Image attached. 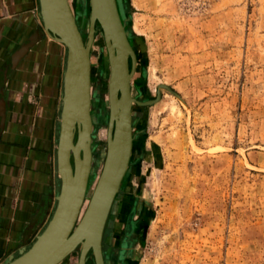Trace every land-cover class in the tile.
<instances>
[{"label":"rangeland","instance_id":"1","mask_svg":"<svg viewBox=\"0 0 264 264\" xmlns=\"http://www.w3.org/2000/svg\"><path fill=\"white\" fill-rule=\"evenodd\" d=\"M68 1L85 42L90 0ZM116 3L135 53V97L132 152L106 245L133 222L110 264H264V0ZM92 72L97 177L109 75L97 22ZM78 254L59 264H75Z\"/></svg>","mask_w":264,"mask_h":264},{"label":"crops","instance_id":"2","mask_svg":"<svg viewBox=\"0 0 264 264\" xmlns=\"http://www.w3.org/2000/svg\"><path fill=\"white\" fill-rule=\"evenodd\" d=\"M65 61L39 0H0V264L30 246L56 206Z\"/></svg>","mask_w":264,"mask_h":264},{"label":"water","instance_id":"3","mask_svg":"<svg viewBox=\"0 0 264 264\" xmlns=\"http://www.w3.org/2000/svg\"><path fill=\"white\" fill-rule=\"evenodd\" d=\"M39 3L46 31L67 47L57 144L61 188L59 196L56 197V207L45 227L28 248L20 249L16 257L11 255L5 264H55L82 240L84 243L78 264H85V256L91 243L96 264H103L100 247L103 226L127 166L131 148L128 83L125 81L120 89V97L126 103L125 110L122 114L119 113L118 120L114 123L111 111L104 164L90 200L77 222L91 161L89 45L82 42L67 0H39ZM117 9L118 6H115L113 0H91L87 40V43L91 41L97 22L105 34L111 64L109 95L112 109L117 98L116 69L121 68L122 73H127L130 56L131 72L133 71V52ZM114 43L116 51L113 48Z\"/></svg>","mask_w":264,"mask_h":264},{"label":"bare ground","instance_id":"4","mask_svg":"<svg viewBox=\"0 0 264 264\" xmlns=\"http://www.w3.org/2000/svg\"><path fill=\"white\" fill-rule=\"evenodd\" d=\"M114 1V3H115V6H117V3H116V0H113ZM90 2V9H89V12H90V15H91V0L89 1ZM67 3H68V5H69V8H70V11H71V13H72V15H73V12H72V10H71V7H70V4H69V1L67 0ZM117 11H118V9H117ZM119 14V13H118ZM97 15V14H96ZM73 17H74V15H73ZM119 18H120V15H119ZM74 20H75V23H76V25H77V22H76V19H75V17H74ZM121 20V19H120ZM89 25H90V18H89ZM89 25H88V34H89ZM77 27H78V25H77ZM78 30H79V27H78ZM95 31H96V23H95V25H94V29H93V37L91 38V41L89 42V43H87V40H88V34H87V40L84 42L83 41V38H82V34H81V32H80V30H79V33H80V36H81V39H82V42H83V44L85 45V44H88L89 45V62H90V48H91V45H92V41H93V38H94V34H95ZM101 34H102V39H103V42H104V46H105V56H106V63H107V65H108V68H109V75H108V82H107V100H108V117H107V128H106V150H105V154H104V157H103V159H102V164H101V168H100V173H101V170H102V167H103V164H104V160H105V156H106V151H107V129H108V123H109V117H110V114H111V111H113V123L115 122V121H117L118 120V115H119V113L120 114H122L123 113V111L125 110V101H124V99L123 98H121L120 97V89L122 88V86H123V84H124V82L125 81H127V83H128V93H129V101H130V127H131V148H130V153H129V158H128V162H127V166H126V168H125V171H124V173H123V176H122V178H121V180H120V182H119V186H118V188H117V190H116V192H115V195H117V191H118V189L120 188V186H121V184H122V182H123V179H124V177H125V174H126V171H127V167H128V163H129V160H130V157H131V152H132V145H133V135H132V103H133V101H134V99H133V97H132V95H131V91H130V81H131V77H132V75L134 74V71H135V67H136V59H135V53H134V51H133V47L131 46V44H130V42H129V38H127V41H128V43H129V45H130V47H131V49H132V52H133V71L131 72V69H132V66H131V68H129V65H128V72L127 73H125V71H123V73H122V70H121V68L119 69V68H117L118 66H117V63L115 62V66H116V72H117V79H116V83H115V87H116V89H117V98H116V100H115V103H114V109H112L111 108V104H110V95H109V85H110V82H111V64H110V61H109V54H108V47H107V42H106V38H105V34H104V32H103V30L101 29ZM127 37V36H126ZM61 44H63V42L61 43ZM64 45V44H63ZM65 46V45H64ZM116 43H114V51H116ZM25 48H26V45L22 48V50L21 51H24L25 50ZM65 49H66V52H67V47L65 46ZM121 70V71H120ZM91 75H90V66H89V114H90V103H91V95H90V93H91V91H90V86H91ZM90 118H91V130H90V150H91V161H90V169H89V173H88V176H87V182H86V187H85V192H84V195H83V200H82V203H81V208H80V211H79V214H78V216H77V222L79 221V219H80V217H81V215H82V213L84 212V210H85V208H86V206H87V204H88V202H89V200H90V197H91V195H92V193H93V191H94V189H95V186H96V183H97V181H98V178H99V176H100V173H99V175H97V177H92V175H91V163H92V148H91V140H92V117H91V114H90ZM60 120H61V118H60ZM79 125V129L81 128V123H80V121H79V123H78ZM59 129H60V125H59ZM58 137H59V134H58ZM57 144H58V141H57ZM80 149H81V147H79ZM56 164H57V148H56ZM93 166V165H92ZM57 172H58V175H59V178H60V187H59V191H58V194H57V196H59V192H60V188H61V175H60V171H59V168H58V165H57ZM115 195H114V197H115ZM114 197H113V199H112V202H113V200H114ZM112 202H111V205H112ZM56 204H57V199H56ZM110 205V207H109V210H110V208L112 207ZM56 207V206H55ZM55 209V208H54ZM109 210H108V213H109ZM108 213H107V216H108ZM107 216H106V219H107ZM106 219H105V222H106ZM105 222H104V225H105ZM103 228H104V226H103ZM103 233V232H102ZM101 239H102V237H101ZM83 243H84V240H82V241H80L79 243H77V245L72 249V251L73 250H75L76 248H78L79 247V253H80V251H81V248H82V246H83ZM92 244L93 243H91V245H90V248L87 250V253H86V256H85V262H86V259H87V257H88V254H89V251H92V253H93V250L91 249L92 248ZM101 247V246H100ZM71 251V252H72ZM71 252H69L67 255H65L61 260H59L57 263H55V264H59L62 260H64ZM93 256H94V254H93ZM102 256V255H101ZM79 257V256H78ZM94 262H95V257H94ZM103 260V259H102ZM78 264V263H77ZM95 264H96V262H95Z\"/></svg>","mask_w":264,"mask_h":264},{"label":"flooded vegetation","instance_id":"5","mask_svg":"<svg viewBox=\"0 0 264 264\" xmlns=\"http://www.w3.org/2000/svg\"><path fill=\"white\" fill-rule=\"evenodd\" d=\"M128 65H129V68H131V66H132V60H131V57L130 56L128 57ZM99 80H100L99 84L102 85V82L104 81V77H100ZM93 83H95V80H94V76H93V72H92V75H91V109H90V114H91V117L93 119V124H92L93 125L92 126L93 127V129H92V133H93L92 136L93 137L92 138H94L95 127H96V123H95L96 120H95L94 111H93L92 106H93L94 102L97 101V98L94 95L95 85H93ZM130 91L132 93L131 95L134 98L135 95L132 92V85H131V90ZM101 93H102V91H101ZM98 102H100V111H101L100 112L101 113L100 115H103V117L105 116V118H106V114L102 110V108H103V100H102V98L99 99ZM133 105H134V102H133ZM71 161H72V157H71ZM118 193H120V190L117 191V194ZM115 202H116V195H115L114 200L112 202V205H111L112 207L109 210V213H108V216H107L105 225H104V229H103L104 233H103V238H102V242H101V255H102V259H103V264H110L111 258L113 259L114 256H115V255H113V252H114V249L115 248L118 250V254H117L118 257H119V254L124 253V251H125L124 249H126L127 246H128V244H129V235H130V233L132 231V228H131L132 226L131 225H132V222L133 221H132V219H129L128 218L127 221L125 222L124 226H123V237L120 238L119 243L116 244V241L114 240L113 241V244L109 242L111 245H106V242L107 241H106V238H105V232H106V230L108 228L113 227V223H112V221H111L110 218L112 217V213H113V210H114L113 207H114ZM93 259H94L93 253H92V251H89V254H88V257L86 259L85 264H95V262H94ZM90 260H91V262H90ZM77 263H78V258L75 261V264H77ZM65 264H67V262H65Z\"/></svg>","mask_w":264,"mask_h":264}]
</instances>
